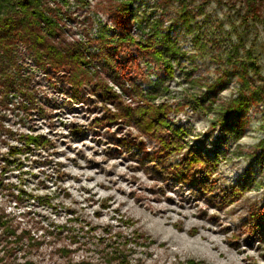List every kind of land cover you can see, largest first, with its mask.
<instances>
[{
    "label": "rangeland",
    "instance_id": "374dc122",
    "mask_svg": "<svg viewBox=\"0 0 264 264\" xmlns=\"http://www.w3.org/2000/svg\"><path fill=\"white\" fill-rule=\"evenodd\" d=\"M51 1L59 29L47 41L87 45L93 75L74 88L67 70L19 46L35 103L0 106V264H264V6L130 0L120 12L123 0ZM99 81L122 103L138 102L136 86L168 107L183 150L166 147L167 130L106 121L115 108ZM234 100L245 108L226 131L218 119ZM26 134L51 145L25 146ZM193 152L207 168L188 165Z\"/></svg>",
    "mask_w": 264,
    "mask_h": 264
},
{
    "label": "trees",
    "instance_id": "16d2710c",
    "mask_svg": "<svg viewBox=\"0 0 264 264\" xmlns=\"http://www.w3.org/2000/svg\"><path fill=\"white\" fill-rule=\"evenodd\" d=\"M48 0H0V106L3 104L27 105L33 106L35 97L29 90V78L21 72V66L18 58V49L21 44H28L36 59L47 58L51 67L54 69H65L69 73V83L72 87L78 88L90 82L92 72H90V57L93 56L88 51V46L82 43H67V45H55L47 39L53 40L59 29V20L57 15L51 13L47 7ZM247 9L255 13L257 7L264 6V0H244ZM131 7L130 0H123L120 4V12L129 11ZM104 38V37H103ZM127 41L133 42L130 37ZM104 41V39H102ZM157 58L163 60L165 66L170 69L169 60H164L162 50L155 49L153 52ZM105 61L103 70L110 82H116V63L110 52L106 49L101 50ZM95 90L103 96L104 102L113 103L114 111L109 109L105 111L106 121L112 122L124 118L134 120L143 132L153 130L160 132L167 130L168 137L166 147L174 151L183 150L182 131L176 129L165 118L168 113V107L149 103L150 99L147 94L143 96L136 86H132L131 95L137 99L134 105L120 102L119 97L108 86L107 82L94 83ZM256 89V88H255ZM151 93V92H150ZM257 90L252 91V100L258 99ZM20 98L18 103L15 99ZM245 108L243 101L234 100L223 107V115L218 119L219 125L223 130H232L235 127V120L240 116ZM23 145H34L40 148H48L51 141L44 135L26 134L21 136ZM208 155L204 152L192 153L188 165L201 166L207 163ZM208 166H206L207 168ZM208 170V169H207ZM235 189L240 193L244 192L247 187L245 184H237ZM5 223L0 217V226ZM6 226V225H5ZM9 229L8 226L5 227ZM14 234L12 230H8ZM20 239V238H19ZM117 252V251H116ZM25 264H32L31 261Z\"/></svg>",
    "mask_w": 264,
    "mask_h": 264
}]
</instances>
